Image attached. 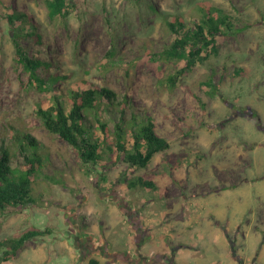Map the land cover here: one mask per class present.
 I'll return each mask as SVG.
<instances>
[{"label": "rangeland", "instance_id": "rangeland-1", "mask_svg": "<svg viewBox=\"0 0 264 264\" xmlns=\"http://www.w3.org/2000/svg\"><path fill=\"white\" fill-rule=\"evenodd\" d=\"M55 2L0 0V131L7 142L11 131L32 135L50 158L33 203L0 213V241L51 231L0 264H138L164 246L168 255L182 248L177 264H264V0ZM202 5L247 29L176 76L185 60L163 55L175 38L163 18L193 23ZM12 13L22 16L14 25ZM33 24L42 36L34 47L62 77L43 89L15 62L13 31L27 46ZM89 83L131 100L170 148L146 167L84 164L36 110Z\"/></svg>", "mask_w": 264, "mask_h": 264}, {"label": "trees", "instance_id": "trees-1", "mask_svg": "<svg viewBox=\"0 0 264 264\" xmlns=\"http://www.w3.org/2000/svg\"><path fill=\"white\" fill-rule=\"evenodd\" d=\"M61 1L55 2L59 10L64 5ZM199 11L200 16L188 24L177 17L172 20L167 16L163 18L167 29L175 36L169 47L163 50V55L185 60V67L176 76L193 68L207 55H204L206 51H215L221 39L234 37L247 29V26L235 27L234 17L215 6L202 5ZM13 17L14 13L7 17L11 25L22 18L19 16L14 20ZM32 28L34 31L28 35L32 41L27 46L20 43L21 35L14 29L15 62L27 75L28 83L43 89L47 83L60 81L62 77L54 72L56 67L51 60L34 47L42 45V36L36 32L34 24ZM28 51L32 54L29 55ZM82 85L70 90L65 103L54 98L49 106L38 105L36 114L45 129L68 143L84 164L97 165L103 157H108L122 159L131 168L146 167L156 154L170 148L167 139L157 133L154 120L145 114L137 115L131 100L125 96L119 99L107 87L90 83L86 87ZM129 108L133 111L130 118L125 116ZM14 160L18 163L16 167L13 166ZM49 163L45 147L32 135L11 131L7 142L0 131V213L33 203L32 184L39 174L47 176L44 170ZM135 185L154 187L151 181L140 178ZM46 234L51 231L33 228L17 238L0 241V262L11 260L29 240ZM91 264L97 262L91 261Z\"/></svg>", "mask_w": 264, "mask_h": 264}, {"label": "crops", "instance_id": "crops-1", "mask_svg": "<svg viewBox=\"0 0 264 264\" xmlns=\"http://www.w3.org/2000/svg\"><path fill=\"white\" fill-rule=\"evenodd\" d=\"M263 214H264V210H263ZM142 236V234L140 235V237ZM164 251L160 254V255H158L153 261H148V260H145V259H139L138 261H139V263L141 264V263H145V264H163V261H161V257L163 256V255H168L169 254V250H167V246H164ZM166 250V251H165ZM182 248L179 250V251H177V253L175 254V256H174V261L176 262L177 260H178V258H179V254H181L182 253ZM138 263V264H139ZM175 264H177V263H175ZM232 264H236V262H235V260L233 261V263Z\"/></svg>", "mask_w": 264, "mask_h": 264}, {"label": "flooded vegetation", "instance_id": "flooded-vegetation-1", "mask_svg": "<svg viewBox=\"0 0 264 264\" xmlns=\"http://www.w3.org/2000/svg\"><path fill=\"white\" fill-rule=\"evenodd\" d=\"M175 254H176V252L172 251V252H170V255H163L161 257V261H163V264H175V262H174Z\"/></svg>", "mask_w": 264, "mask_h": 264}]
</instances>
